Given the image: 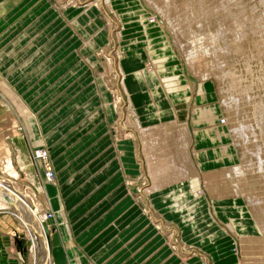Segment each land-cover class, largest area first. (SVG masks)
Listing matches in <instances>:
<instances>
[{"label":"rangeland","instance_id":"1","mask_svg":"<svg viewBox=\"0 0 264 264\" xmlns=\"http://www.w3.org/2000/svg\"><path fill=\"white\" fill-rule=\"evenodd\" d=\"M51 7L54 11L52 18L56 19L60 16L64 20V26H69V38L78 37V40L70 45L68 55L55 58V68L66 59L69 65V85L63 89L55 87L54 96L55 126L65 130L64 135L59 136L57 141L66 138L64 150H72V147L77 149L81 145L80 149H83L106 133L111 138H108V143L114 145L117 141L126 139L127 134L131 133L130 139L134 142L136 161L143 166L142 170L140 168L141 174L136 175L135 179L129 175L126 180L134 184L133 190L131 189L134 197L138 198L142 191L147 192L146 188L151 187L153 183L146 162V157L151 156L154 159L152 161H159L165 166L156 172L161 187L165 184L176 186V181L189 183L188 180L193 178L196 172V175H199L198 183L195 184V188L193 187V193L186 200L187 203L192 205V202L196 201L195 197L198 200L199 196L203 195L211 213H215L212 202L216 200L213 198L216 195L214 192V184H216L225 194H222V198H232L233 202L238 200L234 204L242 208L244 213L232 214L237 218L235 220L244 219L251 224V212L258 220L261 219L264 228V13L262 12L264 4L261 0H170L167 2L166 0H109V2L48 0V8ZM44 8L38 11V15L45 14ZM75 17L81 18L84 24L82 27L85 28L84 35L74 24ZM238 22H241V26ZM61 29V24H55L54 34L56 35ZM92 43L94 45H90ZM136 44L138 46L133 49L143 48L147 61L144 62L143 68L125 71L119 66L124 57L122 54L130 49L131 45ZM150 65L153 66V71ZM223 71L224 74L221 73ZM151 72H154L156 77H152ZM155 80H159L160 88L164 93L167 91L172 110L166 112L157 110L145 125L139 121L142 127L148 130L144 135L141 130L136 129V116L133 117L127 112L128 98L134 102L140 95L138 99L143 106L137 108V111L141 116L149 115L153 110V104L150 102V96L140 90V86L141 82L146 81L145 83H149L155 92L153 86ZM66 92L67 96L63 100L59 98L61 93ZM103 92H106L104 94L108 95V101L111 103V118L106 112ZM164 102V99H160L158 104L164 106ZM100 112L101 114H97ZM195 116L201 128L194 123ZM185 125L189 129L186 135L183 133ZM99 127L102 128L101 133L98 132L89 140L85 139L86 136L88 138L89 133ZM205 128L209 129L204 130L205 134H202L201 139L203 143L211 141L206 144L209 149L216 148L215 156L210 158L214 162V167L198 169L195 168L197 167L195 155L198 149L196 150L194 139L196 137L198 140V136H195L196 132ZM239 128L242 131L238 132ZM149 136L152 138L155 136L154 142H151L153 140ZM185 140L186 145H189L187 149L186 145L184 147L193 162L192 172L190 171V174L185 172L186 175L184 170L188 171V169H185V164L182 162L185 154L182 144H185ZM141 145L146 146L145 149L143 147L142 149ZM148 145L151 147L146 150ZM39 147H42V150L38 153L46 154L45 158L37 159L33 155L34 149ZM79 151L74 150L68 158L74 160ZM119 154L115 151L113 158ZM123 154L122 151L120 157ZM30 156L39 176L40 168L44 179H46L44 171L47 168L51 169L52 178L49 181H52L54 173L49 164L47 149L41 145L33 146ZM173 162L175 165L178 163L182 169L178 165H173ZM17 164L22 169L18 162ZM171 167L176 168L174 170ZM177 167L183 171L181 173L179 170L176 171ZM165 169L168 170L167 173L165 172L167 175L164 171L161 172ZM231 169L238 172H232ZM223 171L227 175L230 172L232 174L229 178H225ZM175 174L176 176H173ZM165 175L169 176L168 180ZM26 176L28 180L23 173L19 174L14 166L8 167L4 162L0 163V183L8 185L14 183L16 189L23 193L28 188L31 189L28 198L33 200L32 204L24 203V207H20L12 201L5 189L0 188V215L5 217L4 221L7 225L16 229L18 234L16 238L22 242L25 264H32L33 255L40 256L38 264H48L47 252L50 241L48 218L51 217L52 211L41 200L37 187L32 185L34 182L29 179L27 173ZM181 176L185 178L179 179ZM169 178H174L175 181ZM233 187L238 192L237 197L234 195ZM185 196L186 193L181 192L174 195V199L176 202L181 201ZM254 197L257 199L256 202ZM192 199V202L189 201ZM36 202L40 205L38 209ZM187 203L185 206L188 205ZM226 203L233 206L229 201ZM255 206L260 209H256ZM253 210L258 211L253 212ZM211 213L209 212L210 215ZM214 213H212L214 219L228 232L225 234L231 239L233 252L230 255H235L237 264H246L245 259H248L250 254L264 260V245H262L264 232L261 235L258 230L252 233L238 232L234 225L230 224V220H226L227 217L222 219L215 213L218 218ZM44 226H47V234L45 230L42 233L39 229ZM172 234V232L165 233L169 243L173 242ZM250 234L259 237V242L256 244L263 247L262 249L252 247L251 251H247L246 246L244 247L245 243L241 242L240 238L248 237ZM251 243L253 246V242H250V245Z\"/></svg>","mask_w":264,"mask_h":264},{"label":"crops","instance_id":"2","mask_svg":"<svg viewBox=\"0 0 264 264\" xmlns=\"http://www.w3.org/2000/svg\"><path fill=\"white\" fill-rule=\"evenodd\" d=\"M43 7L46 12L40 16L38 11ZM53 13L52 7L48 8V0H0V163L14 166L26 179L27 173L41 200L52 211L48 218V264L86 261L93 264H236L230 255L233 253L231 239L225 234L224 226L214 219L206 198L200 199L201 202L196 197V201L189 200L195 206L192 214H198L203 220L193 226L182 223L187 211L178 207L185 205L192 195L198 174L189 183L176 181V186L168 184L149 194L142 191L136 198L131 191L134 184L126 180L129 175L135 179L143 166L136 161L134 142L130 138L113 145L108 143L111 138L106 133L93 144L83 149H80L82 145L77 149L72 147V150H64L66 138L57 141L65 130L55 126V87H68L69 65L66 59L55 68V58L68 55L70 45L78 37L69 38V26H64L60 16L53 19ZM73 22L84 35L81 18L75 17ZM55 24L62 27L56 35ZM137 46L131 45L122 54L120 66L125 71L143 68L147 61L143 48L133 49ZM143 82L140 90L150 96L153 110L141 116L137 111L143 106L138 99L140 95L132 105L145 125L157 110H172V104L167 91L164 93L160 88L159 80L153 86L159 87L161 97H156L149 83ZM67 92L59 98L63 100ZM104 93L106 112L111 118V103ZM160 99L165 100L164 106L158 104ZM194 121L201 128L196 116ZM206 129L209 128L199 129L195 135L198 140L194 139L198 169L214 167L210 158L215 156L216 148L209 149L206 144L211 141L203 143L201 139ZM100 131L101 127L85 139L95 137ZM40 145L47 149L54 173L52 181L42 177L41 168L39 176L32 162L31 148ZM74 150L79 151L78 156L69 159ZM115 151L120 154L113 158ZM122 151L124 154L120 157ZM181 192L186 196L176 202L174 195ZM216 201L212 202L217 208L215 213L222 219L233 220L238 232L256 231L252 223L235 220V215L240 213L232 198ZM4 220L0 215V264H25L16 229ZM167 232L173 233L171 243L166 240ZM40 259L33 255L32 264H38Z\"/></svg>","mask_w":264,"mask_h":264},{"label":"bare ground","instance_id":"3","mask_svg":"<svg viewBox=\"0 0 264 264\" xmlns=\"http://www.w3.org/2000/svg\"><path fill=\"white\" fill-rule=\"evenodd\" d=\"M167 1H170V0H166V2ZM106 2H109V0H106ZM261 3H263L264 4V1L263 0H261ZM169 4V3H168ZM244 7V6H243ZM159 8V7H158ZM242 9V8H241ZM245 9V8H244ZM240 11V10H239ZM235 12V11H234ZM241 12H244V11H242L241 10ZM263 13H264V10L262 11ZM236 13V12H235ZM234 15V14H233ZM232 15V16H233ZM241 15V14H240ZM264 15V14H263ZM236 20H238L239 19V16H238V19L237 18H235ZM240 20V19H239ZM242 20V19H241ZM168 21V20H167ZM188 21H190L189 19H188ZM237 23V22H236ZM239 23V26H241L240 24H241V22H238ZM190 25H191V23H189ZM189 24H188V26H189ZM175 25V24H174ZM259 25V24H258ZM264 25V24H263ZM177 29L179 28L178 26L176 27ZM173 29V28H172ZM243 30V29H242ZM252 30V29H251ZM244 31V30H243ZM249 31V30H248ZM177 32V31H176ZM254 32V31H253ZM198 33V32H197ZM220 33V32H219ZM235 33H237V32H235ZM244 33H242V35H243ZM195 36V35H194ZM198 36V35H197ZM192 38V37H191ZM190 39V38H189ZM246 39V38H245ZM194 43H196V42H194ZM198 45V44H197ZM186 46H183V48H185ZM198 48H199V46H198ZM187 49V48H186ZM189 50H191V49H189ZM196 50H197V48H196ZM192 51V50H191ZM189 52V51H188ZM197 53V52H196ZM189 54V53H188ZM186 57V56H185ZM189 58V57H188ZM109 61H111V59H109ZM217 62V61H216ZM220 63V62H219ZM215 64V63H214ZM218 65H220V64H218ZM120 66V65H119ZM216 66V65H215ZM150 68H151V70L153 69V66H151L150 65ZM121 70V69H120ZM222 70V69H221ZM153 71V70H152ZM154 73V72H153ZM221 73H223L224 74V71L223 72H221ZM132 75V74H131ZM154 75L156 76V74L154 73ZM216 75V74H215ZM218 75V74H217ZM227 75V74H226ZM155 76H152V77H155ZM125 77V76H124ZM217 77V76H216ZM160 79V78H159ZM121 81H122V79H121ZM123 83V82H122ZM155 95L157 96V97H161V91H160V89H159V87L155 90ZM129 100H128V106H127V108H128V111L127 112H129L131 115H133V117L134 116H136L135 118V120H136V122H137V128L136 129H138L140 132H142L144 135H146L145 134V132H147L148 130L147 129H144L143 127H142V125L140 124V120H138V118H137V114H136V112H135V110L132 108V101H131V99L130 98H128ZM233 99H235L234 97H233ZM232 99V100H233ZM235 101V100H234ZM230 105V104H229ZM131 106V107H130ZM151 106V105H150ZM204 112V111H203ZM134 120V121H135ZM199 121V120H198ZM135 124V123H134ZM149 124H151V123H149ZM175 124H176V122H175ZM178 124V123H177ZM184 124V123H183ZM153 127V126H152ZM163 128V127H162ZM179 128V127H178ZM155 129V128H154ZM176 129V128H175ZM184 130H183V133H185V135H186V132H187V130H189L188 128H187V126L185 125L184 126V128H183ZM243 129V128H242ZM137 130V131H138ZM147 130V131H146ZM151 130H153V129H151ZM162 130H164V128L162 129ZM182 130V129H181ZM238 132L239 131H242V130H240V128H239V130H237ZM149 132H151L150 130H149ZM165 132V131H164ZM247 132V131H246ZM152 133V132H151ZM245 133V132H244ZM139 134V133H138ZM246 134V133H245ZM244 134V135H245ZM149 135V134H148ZM171 135V134H170ZM177 135V134H176ZM187 135H188V133H187ZM223 135V134H222ZM233 135V134H232ZM130 136H131V133H129V134H127V136H126V139H129L130 138ZM172 136V135H171ZM144 137V136H143ZM149 137H151V136H149ZM155 136H153V138H154ZM152 138V137H151ZM153 138H152V140H153ZM166 138V137H165ZM169 138V137H168ZM187 138V137H186ZM213 138V137H212ZM248 138V137H247ZM143 139H145V138H143ZM167 139V138H166ZM147 140V139H146ZM158 141H159V138L157 139ZM157 140L155 139V141L157 142ZM168 140V139H167ZM187 140H190V139H187ZM171 141V140H170ZM149 142H150V139H149ZM151 142H154V140L153 141H151ZM167 142V141H166ZM184 142V141H183ZM188 142V141H187ZM239 142V141H238ZM142 143V142H141ZM160 143V142H159ZM159 143H157L158 145H160ZM190 143V142H189ZM144 144H145V141H144ZM150 144H152V143H150ZM165 144V143H164ZM163 144V145H164ZM170 144V143H169ZM175 145V144H174ZM183 145V150H184V152H185V154L183 155L184 156V158H182L184 161H182L185 165V169H188V171H185L184 170V174H185V172L186 173H188L189 172V174H190V171L192 172V159H191V157H190V155L186 152L187 150V148H188V145L189 144H187L186 145V140H185V144H182ZM187 146L186 147V149H185V147L184 146ZM146 146H147V143H146ZM145 146V147H146ZM171 146V145H170ZM237 146V145H236ZM143 147V145H141V148ZM145 147H143L144 149H145ZM150 147H151V145H150ZM150 147H149V145H148V148H146V150H148V149H150ZM154 147V146H153ZM142 148V149H143ZM153 149V148H152ZM172 148H170V150H171ZM40 150H42V149H40ZM175 150H177V149H175ZM143 151V150H142ZM182 151V150H181ZM147 152V151H146ZM145 152V153H146ZM180 152V151H179ZM162 153V152H161ZM173 153V156L175 155L174 154V152H172ZM172 153H171V155H172ZM182 153H183V151H182ZM176 154H178V151H177V153ZM244 154H245V152H244ZM182 156V155H181ZM181 156H179L180 158H181ZM151 156H149V157H146V162H147V167H148V172H149V174L152 176V181H153V183H152V185H151V187H149L148 189L146 188V191L147 192H152V191H156L157 189H159L160 187H161V183H160V181H158L157 180V175H156V172H157V170L158 169H160V168H163V166H164V164L163 163H159V161L158 162H155V161H152V160H154L153 159V157H151ZM176 157H178V155L176 156ZM145 159V158H144ZM176 159V158H175ZM245 159V158H244ZM179 160V159H178ZM172 161H173V159H172ZM175 161V160H174ZM181 161V160H180ZM179 161V162H180ZM259 161H260V159H259ZM261 162V161H260ZM168 163V162H167ZM176 163V162H175ZM181 163V162H180ZM263 163V162H262ZM141 164V163H140ZM146 164V163H145ZM169 164V163H168ZM173 165H175L174 164V162L172 163ZM250 164V163H249ZM260 164V163H259ZM166 165V164H165ZM170 165V164H169ZM176 165H178V163H176ZM175 165V166H176ZM183 165V164H182ZM195 165V164H194ZM167 166V165H166ZM184 166H183V169H184ZM234 166V165H233ZM247 166H249V165H247ZM165 167V166H164ZM178 167H180V165H178ZM177 167V170L176 171H180V173H181V171H183V170H180L179 168ZM192 167V168H191ZM250 167V166H249ZM259 167V166H258ZM174 168V167H173ZM172 167H171V169H173ZM176 168V167H175ZM175 168H174V170H175ZM181 168V167H180ZM196 168V167H195ZM171 169L169 168V170L171 171ZM182 169V168H181ZM229 169V168H228ZM236 169V168H235ZM232 170L231 169V171L233 172V171H236V172H238V170ZM237 169H238V167H237ZM240 169V168H239ZM241 170V169H240ZM261 170V169H260ZM164 171V173L166 172L167 173V171H166V169L165 170H161V172H163ZM176 171H172L173 173L174 172H176ZM227 171V170H226ZM230 172V171H229ZM165 173V174H166ZM169 173V172H168ZM177 173V172H176ZM242 173V172H241ZM170 174V173H169ZM172 174V173H171ZM223 174H225L226 176H225V178L227 177V178H229V176H230V174H232L231 172L229 173V175H227V173H225V171H223ZM235 174V173H234ZM167 175V174H166ZM165 175V177L167 178V177H169V176H166ZM179 175V174H178ZM181 175H183V174H181ZM186 175V174H185ZM193 175V174H192ZM194 175H196V172H195V174ZM171 176V175H170ZM173 176H176V174L175 175H173ZM172 176V177H173ZM180 176V175H179ZM188 176V175H187ZM196 176H198V175H196ZM195 176V177H196ZM184 178H185V176H183ZM182 176L181 177H179V179L180 178H183ZM190 177V176H189ZM207 177V176H206ZM232 177V176H231ZM235 177V176H234ZM160 178V177H159ZM178 178V177H177ZM208 178V177H207ZM224 178V177H223ZM224 178V179H225ZM169 179H172V178H169ZM49 180H51V179H47V181H49ZM158 182H157V181ZM165 180V179H164ZM167 180H168V178H167ZM174 180V178L172 179V181ZM177 180V179H176ZM184 180V179H183ZM175 181V180H174ZM151 182V181H150ZM163 182H167V181H163ZM162 182V183H163ZM159 183V184H158ZM178 183V182H177ZM216 183V182H215ZM164 184V183H163ZM214 184V183H213ZM166 185V184H165ZM0 186H3V187H0V188H2V189H5V191H7L8 193H7V195L12 199V201L13 202H15V203H17L18 204V206H20V207H24L23 205H25L24 203H27L28 205H30V204H32L33 203V200L32 199H29L28 198V195H29V192H31V189H27V191L25 192V193H23V192H21L20 190L18 191V189H16V187L14 186V183H13V185H12V183H10L9 185L8 184H3V183H0ZM214 188H215V190H214V192H215V196H213V198L214 199H217V201L218 200H220V199H224V198H222L221 196H222V194H224L223 193V191L222 190H220V189H218L217 188V185L216 184H214ZM217 188V189H216ZM230 189V188H229ZM1 190V189H0ZM233 190H234V195L237 197L238 196V192H236V190H235V188L233 187ZM3 191V190H2ZM226 191V190H225ZM238 191V190H237ZM213 192V193H214ZM3 193V192H2ZM6 194V193H5ZM240 194V193H239ZM225 195V194H224ZM223 195V196H224ZM203 195H200L199 196V199L198 200H203L202 197ZM234 196V197H235ZM212 197V196H211ZM226 197V196H225ZM231 197V196H230ZM249 197V196H248ZM255 198V197H254ZM226 199V198H225ZM247 200H248V198H247ZM255 200V202H256V198L254 199ZM216 201V202H217ZM259 201V200H258ZM201 202V201H200ZM215 202V203H216ZM234 202H236V200H234ZM254 202V203H255ZM253 203V202H252ZM222 204V203H221ZM259 204V203H258ZM35 205H38L37 204V202L35 203ZM252 205V204H251ZM40 205H38L37 206V209H38V207H39ZM215 206V205H214ZM178 208H180V209H182L183 211L186 209V214L184 213L183 214V216H182V223L183 224H185V225H190V226H193V225H195V224H197L198 222V220H200L201 219V216H199L198 214L197 215H194V214H192V212H191V209H195V206H194V203L192 202V205H191V203L190 204H188V205H181V207L179 206ZM255 208L257 209V208H259V207H256L255 206ZM254 209V208H253ZM260 209V208H259ZM214 210H215V212L217 213V208L216 207H214ZM237 210H238V212L240 213H244L243 211H242V208H240V207H237ZM262 210V209H261ZM22 211V210H21ZM255 210H253V212H254ZM256 211H258V210H256ZM255 211V212H256ZM185 212V211H184ZM196 214V213H195ZM186 215V216H185ZM247 215V214H246ZM199 216V218H197ZM250 216H251V220H252V223H253V226H254V228H255V230H258V232L260 233V235H261V233H263L264 232V228H262L263 226L261 225V219L260 220H258V218H256V217H254L255 215L254 214H252L251 212H250ZM256 216H257V213H256ZM42 217V216H41ZM42 219V218H41ZM264 221V220H263ZM230 224H232V225H234V223H233V220H231L230 219ZM238 222V221H237ZM47 227V226H46ZM46 227L44 226V227H42V228H39L41 231H42V233H44V230H45V232H46V234L48 233V231H47V229H46ZM186 228V227H185ZM188 229V228H187ZM243 230V228L241 229V231ZM238 231V230H237ZM244 231V230H243ZM264 234V233H263ZM242 236V235H241ZM241 236H239V237H241ZM264 236V235H263ZM259 240V237L258 236H251V234H250V236H248V237H241L240 238V241L241 242H244L245 244H244V247L246 246V249H247V251H251L252 249V247H257L256 249H258V247L259 248H263V247H261L260 245L258 246L257 244H256V242H259L258 241ZM239 241V242H240ZM250 242H253V246H252V243H251V245H250ZM243 244V243H242ZM262 245H264V243L262 244ZM251 249V250H250ZM264 249V248H263ZM255 251V250H254ZM256 252V251H255ZM251 253V252H250ZM255 254V253H254ZM253 254V255H254ZM261 255V254H260ZM233 256V258H234V260H235V262H236V264H237V261H236V257H235V255H232ZM248 256V255H247ZM250 257L247 259H245V262H246V264H264V260L263 259H261V257L259 258V257H256V256H251V254L249 255Z\"/></svg>","mask_w":264,"mask_h":264},{"label":"built area","instance_id":"4","mask_svg":"<svg viewBox=\"0 0 264 264\" xmlns=\"http://www.w3.org/2000/svg\"><path fill=\"white\" fill-rule=\"evenodd\" d=\"M42 147H39V148H36V149H34V156L38 159V158H41V157H44L45 158V156H46V154H40V153H38L39 152V150L41 149ZM44 176H45V178L46 179H51L52 178V171H51V169H49V168H47L45 171H44ZM83 264H93V263H91L90 261H86V262H84Z\"/></svg>","mask_w":264,"mask_h":264}]
</instances>
